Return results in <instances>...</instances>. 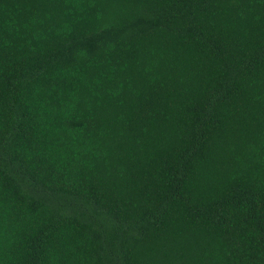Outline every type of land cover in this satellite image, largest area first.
I'll list each match as a JSON object with an SVG mask.
<instances>
[{"label": "trees", "instance_id": "16d2710c", "mask_svg": "<svg viewBox=\"0 0 264 264\" xmlns=\"http://www.w3.org/2000/svg\"><path fill=\"white\" fill-rule=\"evenodd\" d=\"M0 264H264V0H0Z\"/></svg>", "mask_w": 264, "mask_h": 264}]
</instances>
